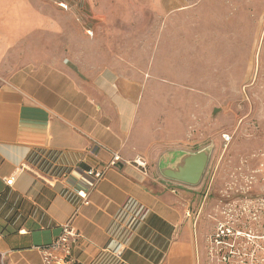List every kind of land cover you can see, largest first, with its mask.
Returning <instances> with one entry per match:
<instances>
[{"label": "crops", "instance_id": "1", "mask_svg": "<svg viewBox=\"0 0 264 264\" xmlns=\"http://www.w3.org/2000/svg\"><path fill=\"white\" fill-rule=\"evenodd\" d=\"M218 2L154 0L152 7L163 17H197V23H182L196 30L207 14L220 16L218 26L232 27V6L218 9ZM159 47L164 44L157 42ZM57 50L50 48L46 58L0 84V264H45L41 248L69 222L81 237L72 249L75 261L62 264H203L201 237L182 188H169L159 176L124 162L99 181L88 173L114 154L126 161L142 155L149 163L165 154L153 80L124 70L128 60L92 57L96 49H89L88 68ZM216 51L209 43L204 49ZM204 66L210 72L201 77L206 93L232 92L211 90L225 82L211 58ZM165 68L163 63V73ZM53 254L63 256L60 250Z\"/></svg>", "mask_w": 264, "mask_h": 264}, {"label": "rangeland", "instance_id": "2", "mask_svg": "<svg viewBox=\"0 0 264 264\" xmlns=\"http://www.w3.org/2000/svg\"><path fill=\"white\" fill-rule=\"evenodd\" d=\"M219 2L218 9L232 6L230 28L218 26L217 14H207L201 29L185 27L183 21L197 23V17H163L154 0H0V84L46 58L50 48L84 68L90 48L100 61L131 62L124 70L153 80L150 89L159 92L158 138L166 140L165 153L210 150L202 182L193 187L163 176L159 161L149 163L148 174L182 188L203 264H264V0ZM120 29L125 35L118 36ZM208 43L218 51L205 54ZM244 56L249 62L235 61ZM210 58L225 82L211 90L232 92L202 89ZM228 229L234 234L227 236Z\"/></svg>", "mask_w": 264, "mask_h": 264}, {"label": "built area", "instance_id": "3", "mask_svg": "<svg viewBox=\"0 0 264 264\" xmlns=\"http://www.w3.org/2000/svg\"><path fill=\"white\" fill-rule=\"evenodd\" d=\"M225 138L229 140L230 135H226ZM128 163L133 164L138 167L139 170L145 175L149 174V162L142 155L136 156L132 161H126L120 154H114L113 158L103 165H100L97 168H92L88 171L89 174L93 175L96 180H101L105 177L107 171L111 168L118 167L120 163ZM14 178L6 179V183L11 185ZM79 195L83 198V200L88 204V199L86 194H82L79 192ZM230 232V233H229ZM227 236L234 234L233 230L228 229ZM80 233L73 226L72 222H69L63 226V230L61 234L54 239L53 243L49 247H42V255L45 264H62V263H72L75 261V258L72 254V249L74 244L80 239ZM54 250H60L63 256H59L57 254H53Z\"/></svg>", "mask_w": 264, "mask_h": 264}, {"label": "water", "instance_id": "4", "mask_svg": "<svg viewBox=\"0 0 264 264\" xmlns=\"http://www.w3.org/2000/svg\"><path fill=\"white\" fill-rule=\"evenodd\" d=\"M209 155L208 149L196 152L176 149L161 156L160 171L168 179L193 187L202 182L209 165Z\"/></svg>", "mask_w": 264, "mask_h": 264}]
</instances>
